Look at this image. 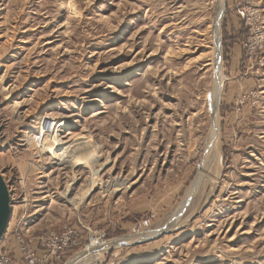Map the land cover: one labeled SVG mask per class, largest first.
Here are the masks:
<instances>
[{
    "label": "rangeland",
    "instance_id": "374dc122",
    "mask_svg": "<svg viewBox=\"0 0 264 264\" xmlns=\"http://www.w3.org/2000/svg\"><path fill=\"white\" fill-rule=\"evenodd\" d=\"M221 2L0 0V252L71 230L49 264H264V0ZM96 176L118 189L80 201Z\"/></svg>",
    "mask_w": 264,
    "mask_h": 264
},
{
    "label": "built area",
    "instance_id": "2783aa9c",
    "mask_svg": "<svg viewBox=\"0 0 264 264\" xmlns=\"http://www.w3.org/2000/svg\"><path fill=\"white\" fill-rule=\"evenodd\" d=\"M264 31V29H263ZM259 36L254 37L249 47L251 49L254 46L260 45L262 47V43L264 41V34L258 30ZM41 250L36 251L32 250L29 246L26 245L27 241L21 235H16V240H18L19 245L25 246L22 251L24 256L23 261L15 262L13 256H10L6 251L0 252V264H49L53 259L59 257L60 253L63 252L66 247L74 241L73 231L65 230V232H49V234H45L41 236Z\"/></svg>",
    "mask_w": 264,
    "mask_h": 264
},
{
    "label": "bare ground",
    "instance_id": "6f19581e",
    "mask_svg": "<svg viewBox=\"0 0 264 264\" xmlns=\"http://www.w3.org/2000/svg\"><path fill=\"white\" fill-rule=\"evenodd\" d=\"M222 2H223V0H221ZM222 2H221V4H220V6L222 5ZM217 66V68H218V65H216ZM219 77H221V75H219ZM222 78V77H221ZM220 82H222V80L220 81ZM216 88V87H215ZM217 88H218V92H217V94L218 95H220V92H221V85L220 84H217ZM16 104H19V101L17 100L16 101ZM47 118V117H46ZM48 121V120H47ZM58 126V125H57ZM44 127V126H43ZM54 129H55V127H54ZM54 131V130H53ZM54 133H55V131H54ZM57 133V132H56ZM49 134V133H48ZM47 134V135H48ZM51 136H52V134H51ZM36 137V136H35ZM43 137V136H42ZM48 137H49V135H48ZM49 138H51V137H49ZM35 138H33V137H30V138H28L27 139V142L30 144V145H32L33 147H36V145H37V142H35V140H34ZM40 139V138H39ZM45 139V138H44ZM37 140H38V138H37ZM51 140V139H50ZM42 141V140H41ZM55 142V141H54ZM40 143V142H39ZM62 145H63V143H62V141L59 139V136H57L56 137V142L55 143H51V142H49V141H46V142H44V145H42V147L43 146H46V147H44V149L46 148L47 149V146H48V148H53V152H58L61 148H62ZM210 146V145H209ZM77 148V147H76ZM84 149V148H83ZM50 150V149H49ZM71 152V151H70ZM70 152H69V154H70ZM76 152V151H75ZM55 154V153H54ZM71 155V154H70ZM55 156V155H54ZM60 156V155H59ZM69 156V155H68ZM94 157V156H93ZM96 157V156H95ZM91 159V158H90ZM90 159H89V161H90ZM88 160V159H87ZM66 161H67V163H68V165L69 166H72V164L74 163L73 161H72V158H71V156H69L68 158H66ZM96 161V160H95ZM91 162H93L92 161V159H91ZM66 163V162H65ZM66 163V164H67ZM85 163V162H84ZM87 163V162H86ZM89 164H90V162H89ZM90 165H92V164H90ZM68 166V167H69ZM206 172V171H205ZM205 172H204V169L202 168L201 169V172H200V174L198 175V178H197V180H196V182H194V184H193V189H192V191H190L191 193L189 194V196L185 199V202L187 203L188 201H189V199L192 197V195H194V193L196 192V190L199 188V184L202 182V178L205 176ZM95 174V173H94ZM97 174V173H96ZM73 184V183H72ZM117 183L116 182H114L113 184H111V183H104L103 181H101L100 180V178H98L97 176H96V179H93L92 180V185L90 186V188H88V190L86 191V193L85 194H82V196L80 197L79 195H78V197H80V198H78L73 192H74V189H73V185H69L68 186V188L66 189L67 191L63 194V198H65V200L68 202V203H70V204H74L75 203V201H76V199L78 198L80 201L81 200H83V199H85L89 194H90V192H92V190H93V188H96L97 186L98 187H100V188H102V189H110V187H112L113 188V186H114V188H116V189H118L117 188V185H119V183L116 185ZM121 184V183H120ZM73 186V187H72ZM123 188V187H122ZM115 189V190H116ZM106 191V190H105ZM84 193V192H83ZM106 193V192H105ZM78 199H77V201H78ZM185 203V204H186ZM183 208V207H182ZM183 210V209H182ZM180 212H182V211H180ZM175 215H176V213H175ZM174 217V216H173ZM172 219H175V218H172ZM130 239L129 238H123V239H119V240H114V241H112V242H105V243H102V244H100V246H98V248L97 249H95L94 251H95V253H93L92 252V250H90L91 251V256L92 257H94L93 259H94V261L95 262H98L99 260H100V258H101V256H102V252L104 251V250H107V249H109V248H111V247H114V246H117V245H119V244H122V243H126V242H128ZM75 260V259H74ZM82 264H83V262H82ZM85 264H90V262L88 261V262H86Z\"/></svg>",
    "mask_w": 264,
    "mask_h": 264
},
{
    "label": "water",
    "instance_id": "95a60500",
    "mask_svg": "<svg viewBox=\"0 0 264 264\" xmlns=\"http://www.w3.org/2000/svg\"><path fill=\"white\" fill-rule=\"evenodd\" d=\"M11 195L10 191L8 189V185L3 177V175L0 173V241L2 236L6 232V228L8 226V221L10 218V214L12 211L11 207ZM159 236V235H158ZM157 236L149 237L147 239H143L140 242H146L147 240L151 238H155Z\"/></svg>",
    "mask_w": 264,
    "mask_h": 264
}]
</instances>
